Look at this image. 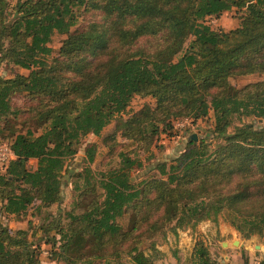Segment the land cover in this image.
I'll return each mask as SVG.
<instances>
[{"label": "trees", "instance_id": "16d2710c", "mask_svg": "<svg viewBox=\"0 0 264 264\" xmlns=\"http://www.w3.org/2000/svg\"><path fill=\"white\" fill-rule=\"evenodd\" d=\"M234 10L238 28L208 24ZM87 15L93 20L79 27ZM56 35L65 38L55 54ZM3 64L29 72L0 77V146L13 153L0 166L5 216L60 206L67 161L87 136L116 124L103 143L117 164L95 172L96 148H86L71 209L51 217L53 260L164 264L157 236L220 218L264 240V125L255 124L264 122V82H230L264 76V0H0ZM17 95L30 103L22 112ZM136 97L152 102L132 112ZM19 114L21 128L11 118ZM207 118L216 149L190 136L176 159L155 162L151 147L174 136L175 121ZM119 132L132 153L116 154ZM135 170H148L145 179L134 181ZM40 255L28 230L0 225V264H40ZM190 262L219 264L202 242Z\"/></svg>", "mask_w": 264, "mask_h": 264}, {"label": "rangeland", "instance_id": "374dc122", "mask_svg": "<svg viewBox=\"0 0 264 264\" xmlns=\"http://www.w3.org/2000/svg\"><path fill=\"white\" fill-rule=\"evenodd\" d=\"M93 20L92 15H87L85 19H81L79 22V27L87 26L90 21ZM96 20V19H95ZM208 24L216 31L219 32H229L238 28L240 25V14L237 11H231L224 13L220 18L216 20H211ZM65 36L56 35L54 36L52 43L50 44L51 48L54 50V53L58 52L63 39ZM17 74L28 75L29 72L13 65L3 64L0 66V77L3 78H13ZM264 82V76L260 75H251L246 77H236L230 80L232 86L241 88L252 82ZM150 99H142L140 97L134 98L131 104V111L140 110L143 105L147 103H151ZM30 106V103L27 99L22 95H17L13 99V107L14 110L22 112L26 110ZM212 116V115H211ZM12 118V121L17 124L18 128H21V123L24 118L23 114H19L17 117ZM247 122H251L248 120ZM255 124L259 127L264 125V122H255ZM115 123L108 126L101 137H95L93 135L87 136L83 140V144L79 149L78 154L67 161L66 167L63 173V187H62V204L60 206H55L51 208L49 211L42 210L41 212H37V210L33 207L31 208L26 216L22 219H15L14 217L5 216V214L1 211L0 205V225H5L11 228L13 231H17L20 229L28 230L31 236V240L41 248L40 255V264H65L64 262L53 260L51 257L52 245L46 244V230L48 228V224L53 215H57L58 213H63L71 209L72 204L75 198L74 192V182L75 177L74 174L82 172L85 168L86 163V148H89L91 145H94L96 148V158L95 162L91 165L92 169L95 172L104 171L110 166L116 165L117 160L110 157L108 155V149L104 146L103 138L105 136H110L114 133ZM174 127V136L169 137L168 134H162L158 140H156L151 147V153L154 155L155 162L157 161H169L172 159H176L186 148L189 137H199L200 139H207L211 144V149L214 150L221 143L220 141L212 139V136L209 137V131L213 129V118L202 121L199 120L197 124H193L189 119H182L175 121L173 123ZM209 137V138H208ZM7 143V141H5ZM117 142L120 148L116 149V154L122 149L127 152H131L134 150V146L132 143L127 141L125 138L121 137V133L119 132L117 137ZM141 158H147L148 154H143L139 152ZM151 162L145 161L144 165L146 168L149 167ZM31 167L36 166L35 161H31ZM146 171L135 170L132 174L134 181H142L145 179L147 175ZM155 174V173H152ZM123 223L125 222L122 221ZM209 223L208 227H205V232H198V227L201 224ZM199 224V226L195 229H187L180 230L178 234L175 235L174 232L168 231L166 239H163L162 236H157L155 240H157V246L161 248L165 253L163 255V262L166 264H190V258L196 244L198 242H202L208 246V248H216L220 246L221 241L229 239L231 242L234 238L240 242L247 243L249 246L261 245L264 253V240L260 239L258 236H254L251 239L243 238L224 218H220L218 223H214L211 221L203 222ZM221 228H224V231L221 233ZM189 231V232H188ZM197 231V232H196ZM233 231L234 236L230 235L229 232ZM228 234V235H227ZM149 244V243H148ZM147 245V244H146ZM256 250L260 251L256 248ZM166 256V257H165ZM166 258V260H165ZM260 255L255 258L256 260H260ZM253 261V262H254Z\"/></svg>", "mask_w": 264, "mask_h": 264}, {"label": "crops", "instance_id": "0c3cea01", "mask_svg": "<svg viewBox=\"0 0 264 264\" xmlns=\"http://www.w3.org/2000/svg\"><path fill=\"white\" fill-rule=\"evenodd\" d=\"M209 223L201 224L198 227V232H206L205 227H208ZM196 231V232H197ZM224 231V228H221V233ZM189 232V231H188ZM224 234V233H222ZM228 235V234H227ZM233 235L234 232L230 231L229 236ZM236 242H238L236 244ZM261 246V245H260ZM262 247V246H261ZM257 245L249 246L247 243L240 242L234 238L231 242L229 239L223 240L220 243V246L216 248H209V252L214 260H216L219 264H259L261 259L264 257V253L261 251L256 250ZM158 249L165 255L164 251L158 246ZM260 255V260L254 261L257 256ZM166 257V256H165ZM166 260V258H165ZM254 261V262H253ZM166 264V262H164Z\"/></svg>", "mask_w": 264, "mask_h": 264}, {"label": "built area", "instance_id": "2783aa9c", "mask_svg": "<svg viewBox=\"0 0 264 264\" xmlns=\"http://www.w3.org/2000/svg\"><path fill=\"white\" fill-rule=\"evenodd\" d=\"M12 158L13 153L11 152L9 147L6 145L0 146V166H6Z\"/></svg>", "mask_w": 264, "mask_h": 264}, {"label": "water", "instance_id": "95a60500", "mask_svg": "<svg viewBox=\"0 0 264 264\" xmlns=\"http://www.w3.org/2000/svg\"><path fill=\"white\" fill-rule=\"evenodd\" d=\"M192 138L197 139V137H195V136H193ZM237 243H238V242H236V244H237ZM257 249L261 250L262 247H261L260 245H257Z\"/></svg>", "mask_w": 264, "mask_h": 264}]
</instances>
